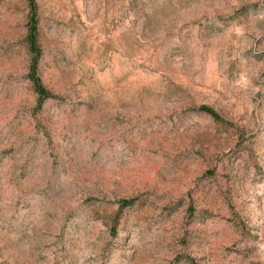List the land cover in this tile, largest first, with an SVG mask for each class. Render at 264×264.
<instances>
[{
	"label": "rangeland",
	"instance_id": "obj_1",
	"mask_svg": "<svg viewBox=\"0 0 264 264\" xmlns=\"http://www.w3.org/2000/svg\"><path fill=\"white\" fill-rule=\"evenodd\" d=\"M0 264H264V0H0Z\"/></svg>",
	"mask_w": 264,
	"mask_h": 264
},
{
	"label": "trees",
	"instance_id": "obj_2",
	"mask_svg": "<svg viewBox=\"0 0 264 264\" xmlns=\"http://www.w3.org/2000/svg\"><path fill=\"white\" fill-rule=\"evenodd\" d=\"M31 2V1H30ZM33 5V3H32ZM35 22L33 21L32 23L29 24V31H28V42L31 51L34 53V58L31 62V68H30V77L34 83L36 91L43 97L46 96V92L44 91V87L41 84L40 78L36 74V64H37V57H38V52L39 49L37 47V42H36V32H35ZM203 110L211 112L209 108L202 106L201 107ZM127 203V202H126Z\"/></svg>",
	"mask_w": 264,
	"mask_h": 264
}]
</instances>
